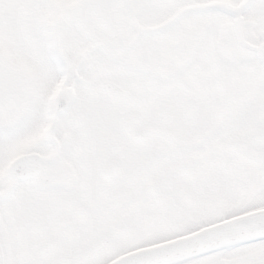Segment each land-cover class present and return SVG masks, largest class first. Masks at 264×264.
<instances>
[{
	"label": "snow or ice",
	"instance_id": "obj_1",
	"mask_svg": "<svg viewBox=\"0 0 264 264\" xmlns=\"http://www.w3.org/2000/svg\"><path fill=\"white\" fill-rule=\"evenodd\" d=\"M0 264H264V0H0Z\"/></svg>",
	"mask_w": 264,
	"mask_h": 264
}]
</instances>
